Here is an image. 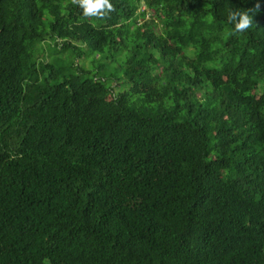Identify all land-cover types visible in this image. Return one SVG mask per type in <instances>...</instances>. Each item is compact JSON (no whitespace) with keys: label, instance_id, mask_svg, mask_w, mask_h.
<instances>
[{"label":"trees","instance_id":"16d2710c","mask_svg":"<svg viewBox=\"0 0 264 264\" xmlns=\"http://www.w3.org/2000/svg\"><path fill=\"white\" fill-rule=\"evenodd\" d=\"M111 2L0 0V264H264V0Z\"/></svg>","mask_w":264,"mask_h":264},{"label":"clouds","instance_id":"9594fccd","mask_svg":"<svg viewBox=\"0 0 264 264\" xmlns=\"http://www.w3.org/2000/svg\"><path fill=\"white\" fill-rule=\"evenodd\" d=\"M82 10L85 18L104 19L116 11L111 0H71ZM257 9L241 10L230 7L227 12V22L233 26L234 33H244L254 25V14Z\"/></svg>","mask_w":264,"mask_h":264},{"label":"rangeland","instance_id":"374dc122","mask_svg":"<svg viewBox=\"0 0 264 264\" xmlns=\"http://www.w3.org/2000/svg\"><path fill=\"white\" fill-rule=\"evenodd\" d=\"M87 61L85 60H82V59H77L75 60V64H79V65H83V66H86V63Z\"/></svg>","mask_w":264,"mask_h":264}]
</instances>
